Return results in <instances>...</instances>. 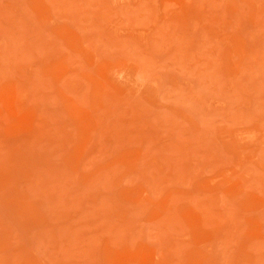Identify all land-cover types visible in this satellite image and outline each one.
Here are the masks:
<instances>
[{
    "label": "rangeland",
    "instance_id": "374dc122",
    "mask_svg": "<svg viewBox=\"0 0 264 264\" xmlns=\"http://www.w3.org/2000/svg\"><path fill=\"white\" fill-rule=\"evenodd\" d=\"M0 264H264V0H0Z\"/></svg>",
    "mask_w": 264,
    "mask_h": 264
}]
</instances>
